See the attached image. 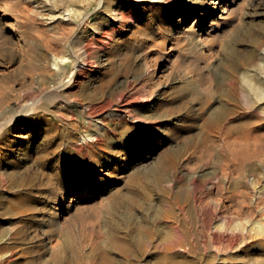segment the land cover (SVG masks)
<instances>
[{"label": "rangeland", "instance_id": "374dc122", "mask_svg": "<svg viewBox=\"0 0 264 264\" xmlns=\"http://www.w3.org/2000/svg\"><path fill=\"white\" fill-rule=\"evenodd\" d=\"M104 1L0 0V264H264V101L225 77L264 75V0L209 49L178 33L198 8L165 21L187 0Z\"/></svg>", "mask_w": 264, "mask_h": 264}, {"label": "bare ground", "instance_id": "6f19581e", "mask_svg": "<svg viewBox=\"0 0 264 264\" xmlns=\"http://www.w3.org/2000/svg\"><path fill=\"white\" fill-rule=\"evenodd\" d=\"M52 1H54V2H62L63 3V6L65 7V9H66V12H61L62 14H58V15H60L58 18H63V16H67L69 19H71V20H75L76 19V21L77 22H80V20H82L83 18H84V16H90L91 15V12L90 11H85L84 9H82V5H81V7L80 8H77V7H74V5L76 4L77 5V3H79V4H84V3H86V2H88L89 0H52ZM103 1V2H102ZM162 1L163 0H153L152 1V3L154 4V7L155 8H157L158 6H161V4H162ZM219 1H223V4H222V6L221 7H218V0H210V2H211V4H207V3H205V2H202V1H197V0H187V3L186 4H184V5H181L180 7V9L179 10H177V14H176V11H174V10H170V11H168V13L166 14V16H165V21H167V22H169V21H171V22H174L175 21V17H176V15H178V14H189L190 12H191V7L192 6H194V7H196V8H198L197 10H195L196 12H197V15H196V20H195V24L193 25V30L189 33H187V30L186 29H184V28H181L179 31H178V33H179V35H187V36H189V37H191V38H193V39H196L197 41H199V42H201V43H203V47L204 46H207L208 47V49L209 48H211V43H209V41H211V39H214V38H216L217 37V35L219 34V31H220V27L222 26V23L224 22V21H226V20H224V19H226V17L225 16H227L228 17V15H234V13L236 12V10H237V7H239L240 5H241V2H242V0H219ZM104 4L106 5L107 4V1L105 2L104 0H100V2H99V5H103L104 6ZM135 7H138V6H141L140 4H137V3H134L133 4ZM130 6H132V3H130ZM218 8V9H217ZM216 10H219L221 13H219L218 11H216ZM54 14V11H49V15L47 14V16H49V18H54L55 17V15H53ZM236 14V13H235ZM199 15H204V16H206V17H200ZM10 15H9V13L8 12H4L3 14H2V18L3 17H9ZM208 17H212L209 21H207L206 22V20H207V18ZM230 20V19H229ZM76 22V23H77ZM175 25V24H174ZM13 26V25H12ZM190 26V25H189ZM167 28H168V26H167ZM190 28H192V27H190ZM189 28V29H190ZM11 30H15V28L14 27H12L11 28ZM159 30V29H158ZM251 33H253V30L251 31ZM262 33H264V28H263V31H262ZM164 34V33H163ZM177 35V34H176ZM251 36V39H252V42H253V44L254 45H257L258 43H259V41H260V36L258 35V36H256L255 34H252V35H250ZM164 37V36H163ZM249 37V36H248ZM21 38V36L19 37V39ZM175 38V37H174ZM177 38H179V36L177 37ZM214 41V40H213ZM31 48V50H32V47H30ZM202 48V47H201ZM203 50V49H202ZM212 50V49H211ZM230 51V54L232 53V52H234V50H229ZM53 55V57H52V63L54 64V66L57 68V69H59V70H62V69H65L66 70V67H69L70 66V70H71V72H70V78H69V80H73L74 78H75V76L77 75V72H78V67H79V65L81 64V66H83L84 65V62L82 63V62H80V61H78V59L75 57V58H73V57H71V56H67L66 54H52ZM254 55V54H253ZM253 55L249 52V53H246L244 56H243V58L241 59V61L239 62L238 60H235L234 58H230L231 60H230V62H229V65L227 66L228 68H227V73L225 74V77L226 78H229V79H231V81H233V82H239L240 84H242V85H244L245 86V92L247 93V95H249L250 97H253V98H255V100H257V101H264V75H258L259 77H255V75L250 71V69L249 68H243L241 71H240V66L242 65V62H244V63H248V62H250V60H252V57H253ZM263 56V55H262ZM69 57H71V58H69ZM34 60H35V58H34ZM36 62V61H35ZM223 66V65H222ZM55 68V69H56ZM68 69V68H67ZM80 70V69H79ZM66 72V71H65ZM239 74V75H238ZM67 82V81H66ZM65 82V83H66ZM70 85V84H69ZM225 95H226V93H225ZM225 111V107L223 106V107H221L220 109H219V113L221 114V113H223ZM219 114V115H220ZM222 116H224V114L222 115ZM211 122V121H210ZM216 122V121H215ZM249 123H250V121H249ZM216 124V123H215ZM247 125V124H246ZM212 126V125H211ZM237 129V128H236ZM252 132V131H251ZM248 133H250V132H248ZM264 133V132H263ZM253 134V133H252ZM261 134H262V132H261ZM242 135V134H241ZM248 136H250V135H248ZM259 136V135H258ZM257 138V137H256ZM256 138H254V139H252L253 141H257V139ZM234 140V139H233ZM227 141V140H226ZM243 141V140H242ZM244 142V141H243ZM222 143V142H221ZM229 143V142H228ZM230 143H231V141H230ZM241 143V142H240ZM245 143H247V141L245 142ZM220 144V143H219ZM261 144V143H260ZM263 144V143H262ZM226 145V144H225ZM206 146V145H205ZM212 146V145H211ZM215 146V145H214ZM234 146V145H233ZM244 146H245V144H244ZM238 147V146H237ZM242 147V146H241ZM250 147V146H249ZM248 147V148H249ZM254 147V146H253ZM252 147V148H253ZM255 148V147H254ZM261 148V147H260ZM208 149V148H207ZM233 149H235V148H233ZM239 149V148H238ZM244 149V148H243ZM256 150H257V148H255ZM210 150H212L211 148H210ZM245 150V149H244ZM247 150V149H246ZM251 150V149H250ZM250 150H249V152H250ZM223 151V150H222ZM237 151H239V150H237ZM255 151V150H254ZM253 151V152H254ZM258 151V150H257ZM257 151H256V153H257ZM264 151V150H263ZM216 152V151H215ZM234 152H235V150H234ZM248 152V151H247ZM262 152L260 151V153L259 154H261ZM264 153V152H263ZM263 153H262V155H263ZM258 154V155H259ZM264 156V155H263ZM250 157H254V155L252 156H249V158ZM258 157V156H257ZM260 157V156H259ZM248 158V157H247ZM247 158H245V160L247 159ZM263 158V157H262ZM258 160V159H257ZM259 160H260V158H259ZM258 160V161H259ZM262 161V160H261ZM264 161V160H263ZM260 162V161H259ZM264 163V162H263ZM249 163L248 162H244V166H246V165H248ZM250 164H251V162H250ZM226 166H227V164H226ZM231 167V166H230ZM252 167V166H251ZM222 168V167H221ZM152 169V168H151ZM226 169V168H225ZM222 170H224V168L222 169ZM227 170V169H226ZM247 170V169H246ZM252 170H253V168H252ZM221 171V170H220ZM260 171H262L261 169L259 170V172ZM226 172V171H225ZM227 172H228V170H227ZM240 172V171H239ZM221 173H222V171H221ZM232 173V172H231ZM243 173V172H242ZM151 174V173H150ZM224 174V173H223ZM228 174V173H227ZM246 174V173H245ZM147 175H149V173L147 174ZM221 175V174H220ZM238 175H241V174H238ZM247 175V174H246ZM253 175V174H252ZM251 175V176H252ZM255 175V174H254ZM258 175V174H257ZM260 175H261V173H260ZM150 176V175H149ZM161 176V175H160ZM244 176V175H243ZM146 177V176H145ZM220 177V176H219ZM225 177H227V175L225 176ZM230 177V176H229ZM235 177V176H234ZM237 177V176H236ZM222 178V177H221ZM224 178V177H223ZM232 178V177H231ZM239 178H240V176H239ZM256 178V177H255ZM254 178V179H255ZM220 179V178H219ZM227 179H229V178H227ZM233 179V178H232ZM230 180V179H229ZM240 180V179H239ZM249 180H252V178H250ZM258 180V179H257ZM256 180V181H257ZM244 181V180H243ZM224 182H226V179L224 180ZM224 182H223V184H224ZM234 182V181H233ZM242 182V181H241ZM221 183V182H220ZM231 183V182H230ZM255 183V182H254ZM223 184H221L222 186H223ZM238 184V183H237ZM220 185V184H219ZM235 185H236V183H235ZM84 186V185H83ZM236 186H238V185H236ZM240 186V185H239ZM238 186V187H239ZM86 187V186H85ZM235 187V186H234ZM237 187V188H238ZM254 187H255V185H254ZM262 187V186H261ZM242 188H243V186H242ZM241 191H242V189L241 188H239ZM256 189V188H255ZM231 190V189H230ZM229 190V191H230ZM246 192H247V190H245ZM244 191V192H245ZM258 191V190H257ZM260 191V190H259ZM235 193V192H234ZM243 193V192H242ZM257 193V192H256ZM260 193V192H259ZM258 193V194H259ZM233 194V193H232ZM258 194H257V196H258ZM263 194V193H262ZM246 196H244V198H245ZM259 197H260V195H259ZM263 197V196H262ZM261 197V198H262ZM255 198H257V197H255ZM233 200V199H232ZM248 200V199H247ZM244 200H242V202H243ZM250 201V200H249ZM255 201H256V199H255ZM258 201V200H257ZM256 201V202H257ZM263 201V200H262ZM262 201H260V202H262ZM242 202H240V203H242ZM115 203V202H114ZM234 203V202H233ZM237 202H235V204H236ZM116 204V203H115ZM114 204V205H115ZM263 205H264V203H262ZM234 205V204H233ZM256 205V204H255ZM258 205V204H257ZM240 206V205H239ZM242 206H244L243 204H242ZM116 207V206H115ZM234 207H237V205L235 206L234 205ZM246 207H248V206H246ZM262 207V206H261ZM244 208V207H243ZM263 208V207H262ZM112 209V208H111ZM237 209V208H236ZM241 209V208H240ZM239 209V210H240ZM259 209H260V206H259ZM258 209V210H259ZM237 211H238V209H237ZM261 212H262V210H261ZM122 221V220H121ZM120 222V221H119ZM238 222H240L239 220H238ZM238 222H236V223H238ZM233 224V223H232ZM235 224V223H234ZM233 224V225H234ZM239 224V223H238ZM251 224V223H250ZM253 225V224H252ZM251 225V226H252ZM118 226H119V224H118ZM234 226H236V224L234 225ZM239 226V229H240V225H238ZM254 226H255V229H256V232H263V234H264V224L263 223H261L260 221H255L254 222ZM253 226V227H254ZM242 227V226H241ZM115 228V227H114ZM236 228H237V226H236ZM250 230H251V228H250ZM249 230V231H250ZM253 231V230H252ZM243 232H246V231H244L243 230ZM220 235V234H219ZM233 235H234V233H233ZM232 235V236H233ZM245 235V234H244ZM262 235V234H261ZM216 236H218V234L216 235ZM215 236V237H216ZM219 237V236H218ZM221 237H222V235H221ZM224 237V236H223ZM226 237V236H225ZM230 237V236H229ZM236 236L234 235V238H235ZM227 239V238H226ZM231 239H232V237H231ZM236 239V238H235ZM228 240V239H227ZM231 241V240H230ZM233 241V240H232Z\"/></svg>", "mask_w": 264, "mask_h": 264}]
</instances>
